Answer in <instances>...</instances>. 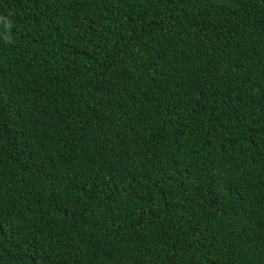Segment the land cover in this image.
<instances>
[{
    "label": "trees",
    "instance_id": "16d2710c",
    "mask_svg": "<svg viewBox=\"0 0 264 264\" xmlns=\"http://www.w3.org/2000/svg\"><path fill=\"white\" fill-rule=\"evenodd\" d=\"M0 16V264H264V0Z\"/></svg>",
    "mask_w": 264,
    "mask_h": 264
},
{
    "label": "clouds",
    "instance_id": "9594fccd",
    "mask_svg": "<svg viewBox=\"0 0 264 264\" xmlns=\"http://www.w3.org/2000/svg\"><path fill=\"white\" fill-rule=\"evenodd\" d=\"M0 26H2L3 31L0 32V36L3 37L5 43H12L11 30L13 23L10 19L5 16H0Z\"/></svg>",
    "mask_w": 264,
    "mask_h": 264
}]
</instances>
